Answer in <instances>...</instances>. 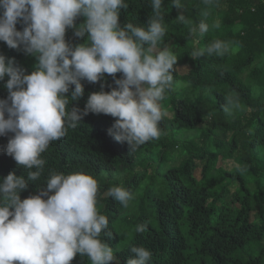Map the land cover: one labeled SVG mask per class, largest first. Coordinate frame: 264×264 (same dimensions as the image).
I'll list each match as a JSON object with an SVG mask.
<instances>
[{
    "label": "trees",
    "instance_id": "trees-1",
    "mask_svg": "<svg viewBox=\"0 0 264 264\" xmlns=\"http://www.w3.org/2000/svg\"><path fill=\"white\" fill-rule=\"evenodd\" d=\"M181 2L183 9L171 7L170 0H163L161 8L167 33L160 47L174 44L178 61L173 90L162 101L169 102L171 115L160 123V138L130 152L127 142L109 134L115 118L89 113L41 154L46 161L41 176L29 182L21 199L36 195L52 171L83 169L98 181L97 210L108 217L112 232L101 239L121 264L134 257L133 246L151 250L150 264H264V0H219L212 6L202 0ZM125 3L120 24L146 27L154 15L151 0ZM181 13L189 23L177 20ZM84 19L78 17L76 25ZM202 20L209 30L201 36ZM215 22L219 28L212 27ZM16 27L23 31L24 25ZM65 39L75 46L85 38L70 28ZM216 39L231 42L227 54L190 56ZM0 54L14 58L29 74L36 63L4 42ZM182 66L188 71L180 73ZM7 79L0 81V99L8 96ZM81 83L85 94L77 102L69 98V111L83 109L101 83L106 92L116 87L107 74L100 82ZM228 97L240 103L230 114L224 111ZM12 135L0 136V179L13 172L26 178L29 171L3 151ZM113 186L134 194L127 208L109 197ZM140 224L145 231H136ZM71 264L91 261L77 254Z\"/></svg>",
    "mask_w": 264,
    "mask_h": 264
},
{
    "label": "clouds",
    "instance_id": "clouds-1",
    "mask_svg": "<svg viewBox=\"0 0 264 264\" xmlns=\"http://www.w3.org/2000/svg\"><path fill=\"white\" fill-rule=\"evenodd\" d=\"M202 2L212 6L219 0ZM162 5L163 0H151L154 15L142 27L120 24L121 9L128 7L125 0H0V42L36 60L29 74L14 58L0 54V81L8 77V96L0 99V136L13 134L3 151L29 169L26 178L13 172L0 179V264H71L77 254L91 264H119L114 249L101 239L102 234L111 238L112 232L107 231L108 217L97 210L99 184L94 176L83 169L52 171L36 195L22 200L20 194L40 178L46 163L41 154L50 143L65 137L89 113L115 118L109 134L127 142L130 152L160 138V123L167 116L162 101L173 90L178 61L170 48L160 47L167 33ZM170 6L184 7L181 0H170ZM78 17L85 19L77 26ZM177 20L189 23L183 13ZM17 23L24 25L23 31ZM212 27L219 28V22ZM70 28L85 38L83 43L66 41ZM198 30L202 36L209 25L202 20ZM230 48V41L216 39L190 56H223ZM117 73L122 78L116 79ZM106 74L113 76L116 87L106 92L101 83L83 109L68 110L69 98L77 102L85 94L81 81L97 83ZM239 107L238 99L226 98V113ZM108 195L124 208L134 199L121 186L110 187ZM145 228L140 224L136 231ZM129 252L134 257L126 264H150L148 248L133 246Z\"/></svg>",
    "mask_w": 264,
    "mask_h": 264
},
{
    "label": "rangeland",
    "instance_id": "rangeland-1",
    "mask_svg": "<svg viewBox=\"0 0 264 264\" xmlns=\"http://www.w3.org/2000/svg\"><path fill=\"white\" fill-rule=\"evenodd\" d=\"M168 48H170L171 50L174 47V44H170L167 46ZM180 73H185L188 71V68L185 66H182L179 68ZM162 108L167 112V115H171V107L169 105L168 101H165L164 103H162ZM119 264H121V262L118 260ZM112 264H116V262H112Z\"/></svg>",
    "mask_w": 264,
    "mask_h": 264
}]
</instances>
